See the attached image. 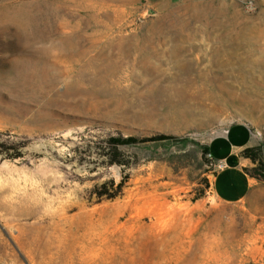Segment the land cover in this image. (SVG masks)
I'll return each instance as SVG.
<instances>
[{"label": "rangeland", "instance_id": "rangeland-1", "mask_svg": "<svg viewBox=\"0 0 264 264\" xmlns=\"http://www.w3.org/2000/svg\"><path fill=\"white\" fill-rule=\"evenodd\" d=\"M236 124L264 181V0H0V264H264L204 152Z\"/></svg>", "mask_w": 264, "mask_h": 264}, {"label": "crops", "instance_id": "crops-1", "mask_svg": "<svg viewBox=\"0 0 264 264\" xmlns=\"http://www.w3.org/2000/svg\"><path fill=\"white\" fill-rule=\"evenodd\" d=\"M180 0H153L155 7L164 10ZM244 124H236L225 133L215 136L207 145L215 161L226 167L216 171L213 192L217 199L229 204H243L249 212L264 218V181L254 179L249 169L254 166L242 152L253 147V136Z\"/></svg>", "mask_w": 264, "mask_h": 264}, {"label": "trees", "instance_id": "trees-1", "mask_svg": "<svg viewBox=\"0 0 264 264\" xmlns=\"http://www.w3.org/2000/svg\"><path fill=\"white\" fill-rule=\"evenodd\" d=\"M169 139L168 137L161 136L154 139H137L135 137H119V138H110L104 141V145L99 147L98 155L103 158L105 164L107 166H120L125 167L127 165L126 161L124 160V155L122 148L140 146L143 144H147L148 142L154 141H163ZM21 145L14 143L8 140L6 143L0 144V154L3 156H7L9 159H16L22 156L21 152ZM257 150L255 148H247L245 149L242 154L244 157L249 158L253 161V163L258 162ZM204 152L208 153V148H204ZM129 178V177H127ZM126 180L122 181L115 191L114 195L109 196V189H107L106 184L102 185V192H99V196H108V199H116L123 194L125 188Z\"/></svg>", "mask_w": 264, "mask_h": 264}, {"label": "built area", "instance_id": "built-area-1", "mask_svg": "<svg viewBox=\"0 0 264 264\" xmlns=\"http://www.w3.org/2000/svg\"><path fill=\"white\" fill-rule=\"evenodd\" d=\"M209 157L212 158V160H213V162H214L215 167H216L217 170H222L223 168L226 167V164L225 163L215 161V159L213 158V156L211 154H209Z\"/></svg>", "mask_w": 264, "mask_h": 264}]
</instances>
